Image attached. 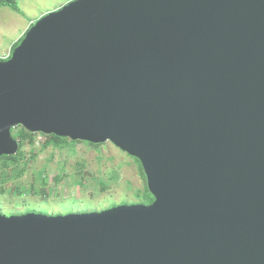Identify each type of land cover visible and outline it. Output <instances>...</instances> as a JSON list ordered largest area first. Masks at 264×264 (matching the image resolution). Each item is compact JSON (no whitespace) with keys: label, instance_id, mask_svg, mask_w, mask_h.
Returning <instances> with one entry per match:
<instances>
[{"label":"water","instance_id":"95a60500","mask_svg":"<svg viewBox=\"0 0 264 264\" xmlns=\"http://www.w3.org/2000/svg\"><path fill=\"white\" fill-rule=\"evenodd\" d=\"M113 142L155 199L4 215L0 264H264V0H72L0 59L12 128Z\"/></svg>","mask_w":264,"mask_h":264},{"label":"rangeland","instance_id":"374dc122","mask_svg":"<svg viewBox=\"0 0 264 264\" xmlns=\"http://www.w3.org/2000/svg\"><path fill=\"white\" fill-rule=\"evenodd\" d=\"M70 1L18 0L23 14L1 7L0 59L13 53L15 43L32 23ZM18 132L19 126L13 134ZM46 139L41 132L27 137L19 166L24 167L23 173L15 176L8 169L7 177L0 178V210L4 215L82 213L139 202L138 194L147 180L134 156L111 141L98 146L79 141L45 147Z\"/></svg>","mask_w":264,"mask_h":264},{"label":"trees","instance_id":"16d2710c","mask_svg":"<svg viewBox=\"0 0 264 264\" xmlns=\"http://www.w3.org/2000/svg\"><path fill=\"white\" fill-rule=\"evenodd\" d=\"M3 6H9L10 8H12L17 13L23 14V11H22L19 3H18V0H0V8L3 7ZM34 23H32L31 26ZM24 36L21 37L20 40L17 43H15V45L13 47V51L22 42ZM11 55H12V53H11ZM13 130H14V128H12L13 137L15 139L19 138V140H20L19 141L20 142V150H19V152L17 154L0 156V163H2L1 167H0V169H1L0 170V178H6L7 177V173H8L7 170L8 169H10L11 171H14L13 174L15 176H19V175H21L23 173L24 167L19 168V166L21 164L22 159L24 158L23 157V150H22V148L24 146V140L27 137L33 138V134L34 133L30 132L24 126H19V132H18L17 135L13 134ZM43 134L47 137L46 141L44 142V146L45 147L50 146V145L59 147V146H62L63 144H65V143L76 144V143L79 142V141H74V140H72L69 137H61V136H58L56 134H45V133H43ZM85 142L90 143V144H94L96 146L101 145V143L95 144V143H91V142H88V141H85ZM135 159L139 162L141 171H142L144 177L147 180L146 174L144 172V169H143V166H142L140 160L138 158H136V157H135ZM138 197H139V202L138 203H142V204H146V205L151 204L154 201V199H155L154 195L150 192L147 184L144 187V190L141 191L138 194Z\"/></svg>","mask_w":264,"mask_h":264}]
</instances>
